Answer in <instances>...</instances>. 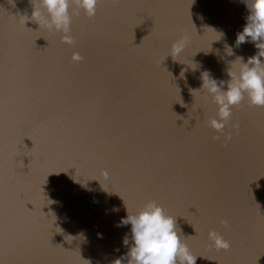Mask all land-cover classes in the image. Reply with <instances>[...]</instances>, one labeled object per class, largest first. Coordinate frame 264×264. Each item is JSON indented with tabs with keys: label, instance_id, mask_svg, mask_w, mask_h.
Listing matches in <instances>:
<instances>
[{
	"label": "water",
	"instance_id": "95a60500",
	"mask_svg": "<svg viewBox=\"0 0 264 264\" xmlns=\"http://www.w3.org/2000/svg\"><path fill=\"white\" fill-rule=\"evenodd\" d=\"M124 2L132 12H119ZM150 4L147 17L141 5ZM119 5L74 17L70 47L62 33L20 23L29 0H0V140L27 125L47 132L34 149L58 154L0 171V211L10 218L0 225V264H113L134 243L131 225H117L152 200L175 217L196 264H264V107L245 98L224 130L232 139L213 141L217 106L201 79L207 71L227 82L238 57L257 53L251 42L236 46L245 0ZM181 35L190 43L173 60ZM210 230L229 251L209 247Z\"/></svg>",
	"mask_w": 264,
	"mask_h": 264
},
{
	"label": "clouds",
	"instance_id": "9594fccd",
	"mask_svg": "<svg viewBox=\"0 0 264 264\" xmlns=\"http://www.w3.org/2000/svg\"><path fill=\"white\" fill-rule=\"evenodd\" d=\"M33 7L31 17L21 15L20 23L25 27L29 19L49 32L62 33L61 43L70 47L76 44L71 35L73 18H78L81 11L88 19H94L98 5L104 0H29ZM112 5H119L120 0H110ZM249 15L243 31L237 34L236 46L251 42L257 53L249 57L247 62L238 57L240 68L237 72H228L229 81L217 80L210 73H202V89L207 91V100L217 106V118L207 121V124L216 133L213 141H219L224 137L227 144L232 139V133L225 134V128L233 118L232 109L239 108L247 98L250 107H264V0H245ZM190 43V37L181 35L173 42L169 56L175 60ZM72 62H83L84 57L79 52H73ZM227 83V90L222 91ZM238 129V124L231 125ZM104 180L108 179L107 170L101 171ZM99 181V180H98ZM131 225V241L134 243L126 255L115 260L113 264H196L198 256H194L186 243L183 242L179 229L176 226L175 217L168 215L166 210L159 206L156 201H148L136 214H129L122 219L117 227ZM225 229L230 228L227 220L221 221ZM211 242L209 247L217 251H229L230 242L219 232L210 230L207 236ZM125 246L129 245V239H124Z\"/></svg>",
	"mask_w": 264,
	"mask_h": 264
},
{
	"label": "bare ground",
	"instance_id": "6f19581e",
	"mask_svg": "<svg viewBox=\"0 0 264 264\" xmlns=\"http://www.w3.org/2000/svg\"><path fill=\"white\" fill-rule=\"evenodd\" d=\"M152 1V0H151ZM111 3H108L104 6L102 3L100 5H98V9H97V14L96 16H103L105 13V9L108 8L110 6ZM119 8L121 9L119 12L121 13L122 11H129L132 12V10L129 7H126V2L122 3L119 5ZM142 9H145V15H150V13H152V4L150 5H141ZM82 12V11H81ZM148 17V16H147ZM44 73V72H43ZM42 79H45V74L42 75ZM0 122H1V115H0ZM16 132H20V134L16 133V138H14L12 141H4V140H0V171L4 170L5 167H9L14 161H16L17 159H21L20 161H18L17 163L13 164L12 166H15L16 164L20 163L21 161H23L25 158L30 159V161H34L36 163L39 162L40 158H46V156H48V158H51L55 155V149L51 146H46L43 148H38V149H34L31 140L32 139H39V138H46L47 136V132L45 131H39L38 128H29L27 125L22 129V130H15ZM4 130L2 128V125L0 123V135L4 134ZM41 135V137H40ZM25 145L26 148L25 149ZM44 145V144H43ZM41 154L45 155L42 156ZM47 161L44 162V165L49 168V159H46ZM194 200V199H193ZM7 205H9V202L4 201L3 203V207H6ZM6 212H8L7 210H2L0 211V225L2 227H4L2 224H5V221H9L10 218H6V220L4 219V217L6 216Z\"/></svg>",
	"mask_w": 264,
	"mask_h": 264
}]
</instances>
